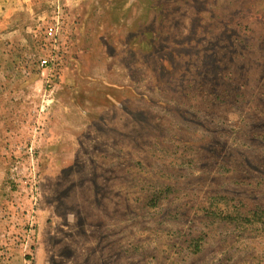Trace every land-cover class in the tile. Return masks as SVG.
I'll return each instance as SVG.
<instances>
[{"label": "rangeland", "instance_id": "1", "mask_svg": "<svg viewBox=\"0 0 264 264\" xmlns=\"http://www.w3.org/2000/svg\"><path fill=\"white\" fill-rule=\"evenodd\" d=\"M0 264H264V0H0Z\"/></svg>", "mask_w": 264, "mask_h": 264}, {"label": "built area", "instance_id": "2", "mask_svg": "<svg viewBox=\"0 0 264 264\" xmlns=\"http://www.w3.org/2000/svg\"><path fill=\"white\" fill-rule=\"evenodd\" d=\"M48 34L54 36L56 34V29L55 28H50L49 31H48ZM48 61H49L48 59H43L42 62H41L42 66L47 65Z\"/></svg>", "mask_w": 264, "mask_h": 264}, {"label": "trees", "instance_id": "3", "mask_svg": "<svg viewBox=\"0 0 264 264\" xmlns=\"http://www.w3.org/2000/svg\"><path fill=\"white\" fill-rule=\"evenodd\" d=\"M199 249L198 247L196 248V250Z\"/></svg>", "mask_w": 264, "mask_h": 264}]
</instances>
